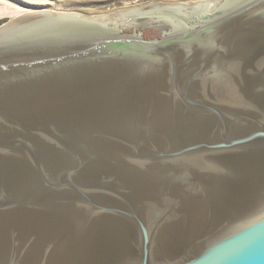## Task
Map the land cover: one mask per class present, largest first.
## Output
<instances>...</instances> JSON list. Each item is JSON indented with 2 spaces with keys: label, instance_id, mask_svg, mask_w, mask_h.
Returning <instances> with one entry per match:
<instances>
[{
  "label": "water",
  "instance_id": "1",
  "mask_svg": "<svg viewBox=\"0 0 264 264\" xmlns=\"http://www.w3.org/2000/svg\"><path fill=\"white\" fill-rule=\"evenodd\" d=\"M0 264H264V0L0 33Z\"/></svg>",
  "mask_w": 264,
  "mask_h": 264
},
{
  "label": "rangeland",
  "instance_id": "2",
  "mask_svg": "<svg viewBox=\"0 0 264 264\" xmlns=\"http://www.w3.org/2000/svg\"><path fill=\"white\" fill-rule=\"evenodd\" d=\"M206 0H0V33L41 11L113 15L149 3H196Z\"/></svg>",
  "mask_w": 264,
  "mask_h": 264
},
{
  "label": "bare ground",
  "instance_id": "3",
  "mask_svg": "<svg viewBox=\"0 0 264 264\" xmlns=\"http://www.w3.org/2000/svg\"><path fill=\"white\" fill-rule=\"evenodd\" d=\"M86 16H94V17H98V16H104V15H86ZM4 32V31H3Z\"/></svg>",
  "mask_w": 264,
  "mask_h": 264
}]
</instances>
